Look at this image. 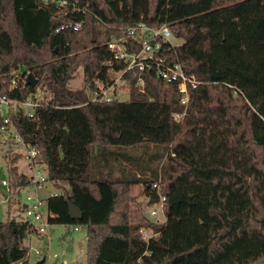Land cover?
I'll return each instance as SVG.
<instances>
[{
  "label": "trees",
  "instance_id": "obj_1",
  "mask_svg": "<svg viewBox=\"0 0 264 264\" xmlns=\"http://www.w3.org/2000/svg\"><path fill=\"white\" fill-rule=\"evenodd\" d=\"M59 1L0 0V95L22 103L38 89L48 94L31 116L17 104L0 126L13 125L35 146L47 180L62 189L48 198L49 222L77 224L66 198L80 208L87 264H264V0ZM137 22L167 24L181 39L168 57L198 82L185 109L176 84L153 72L144 74V92L126 74L127 100H91L94 80L112 83L126 65L107 43ZM77 68L82 86L72 89ZM27 72L37 86L26 83ZM143 142L164 146L152 178L125 173L120 152L109 149ZM102 157L113 178L93 177ZM15 160L12 193L29 184ZM137 181L148 204L164 197L162 222L130 205ZM29 234L39 233L26 220L0 221V264H27Z\"/></svg>",
  "mask_w": 264,
  "mask_h": 264
},
{
  "label": "rangeland",
  "instance_id": "obj_2",
  "mask_svg": "<svg viewBox=\"0 0 264 264\" xmlns=\"http://www.w3.org/2000/svg\"><path fill=\"white\" fill-rule=\"evenodd\" d=\"M181 40L180 38H177ZM28 74V72H27ZM83 71L82 68H77L74 78L68 82V86L72 89L82 86ZM38 84V83H37ZM121 84L118 81V86ZM37 86V85H36ZM38 99L45 100L48 97L47 93H44L40 89L37 90ZM118 100H127L129 98L128 88L119 86L115 94ZM182 116H174L175 121H179ZM12 135H15L13 131ZM7 137V141H3ZM14 142V141H13ZM11 141L8 134L0 133V182L2 180L8 183L7 186L0 185V221L6 219L24 221L26 219L25 212L23 211V204L27 195L37 197L41 200L42 213L46 214L48 205V196L50 193H56L61 195L60 188L56 187L52 182L47 181L43 187L33 189L29 185L18 187L15 192L12 193L13 188L10 186L8 176L9 160L16 158L14 164L17 170L30 176L32 170L28 167V162L24 158L25 149L23 146L16 145ZM109 149L119 151L118 165L123 166L125 173L140 174L149 178L154 177L157 170L164 161V146L161 144H154L149 142H143L134 147H115L110 146ZM102 171L96 170L93 172V177L99 175L108 176L111 174V163L109 157H102ZM41 173H45L44 166L40 168ZM130 180V178H128ZM92 187V184H88ZM130 190V205L132 207L140 209L146 219L152 223L158 224L164 220V214L158 212L155 216L150 214L152 209H157L158 206L148 204V200L143 192V186L140 181H137L131 185ZM9 191V196L12 194V202L10 206L7 204L6 195ZM61 211L62 216L66 217V210L64 204L57 207V211ZM60 214V213H59ZM43 228V231L36 234H29L24 240L23 245L28 249L27 264H36L42 258L44 261L42 264H87L86 254V235L87 226L82 220L77 221V230H73L74 224H63L61 222H44L38 224ZM141 232L146 238L150 236L151 230L149 228H142ZM36 252L40 253L39 255ZM17 264H22L18 262Z\"/></svg>",
  "mask_w": 264,
  "mask_h": 264
},
{
  "label": "built area",
  "instance_id": "obj_3",
  "mask_svg": "<svg viewBox=\"0 0 264 264\" xmlns=\"http://www.w3.org/2000/svg\"><path fill=\"white\" fill-rule=\"evenodd\" d=\"M58 5L61 7H66L68 4L65 0H60ZM72 10H79L84 12V9L77 7L75 4L72 5ZM71 24L61 25L57 30L62 29L64 26H70ZM80 27V23L77 22L72 25L74 30ZM181 40H178L172 33L170 27L167 24H160L156 26H149L142 22H137L126 28L125 35L123 37H111V40L107 43L108 49L113 54V59L115 61H122L126 65L123 69L116 73V76L112 83L103 84L100 80H94L95 90L91 93V100L102 101H112L115 100V94L119 86H128L129 79L126 78V74L130 75L133 79V86L140 92H144L146 86V80L144 74L147 72H153L154 75L167 82L175 83L177 86V91L179 94L180 104L186 108L190 94L189 87H195L198 83L193 74H188L184 71L182 65L178 61H172L168 57L170 49L178 46ZM118 81L121 84L118 86ZM11 83L15 85L12 80ZM38 97V96H37ZM34 101L27 100L22 103H17L5 96L0 95V116L3 118L4 122H9L8 113L9 111H15L17 109V104L21 106L27 115L31 116L33 108L38 103V98ZM183 112H174V116H182ZM15 132L13 136L12 133ZM0 133H7L11 141L16 145L23 146L25 149L24 158L27 160L28 167L32 170V174L29 176V186L33 189H38L44 186L48 181L47 174L41 173L40 168L43 166L40 163V154L35 146L26 142L21 135L15 130L14 126L10 124L9 127L5 125L0 126ZM7 141V137L3 139ZM0 185L7 186L8 183L4 180L0 182ZM152 187L158 190V184L154 182ZM56 193H50L49 197H57ZM63 196V191L61 190V195ZM9 191L6 195L8 201ZM163 201L164 197L159 195V200L153 203V206H158L157 209H152L150 214L155 216L159 211L163 213ZM41 200L37 197L27 195L25 202L22 206L23 211L26 215V221L33 228H36V232L41 233L43 228L38 226L40 223L49 222V217H52L48 209L46 208V214L42 213ZM77 226H73V230H77ZM37 255L40 253L36 252Z\"/></svg>",
  "mask_w": 264,
  "mask_h": 264
},
{
  "label": "water",
  "instance_id": "obj_4",
  "mask_svg": "<svg viewBox=\"0 0 264 264\" xmlns=\"http://www.w3.org/2000/svg\"><path fill=\"white\" fill-rule=\"evenodd\" d=\"M37 81H38L37 78H35L32 73L27 74L26 83L35 86L37 84ZM65 202L67 203L69 217L72 220H79L81 218L80 208L68 198L65 199ZM43 261H44V258H42L36 264H42Z\"/></svg>",
  "mask_w": 264,
  "mask_h": 264
}]
</instances>
